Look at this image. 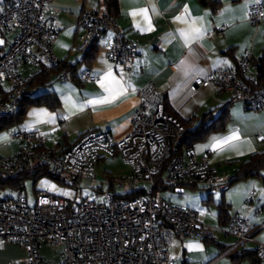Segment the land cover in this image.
<instances>
[{"label":"crops","instance_id":"0c3cea01","mask_svg":"<svg viewBox=\"0 0 264 264\" xmlns=\"http://www.w3.org/2000/svg\"><path fill=\"white\" fill-rule=\"evenodd\" d=\"M7 1L0 0V8ZM218 1L219 6L213 11L199 0H118L119 14L113 28L96 38L95 58L86 63L81 61L84 49L78 48L83 34L79 17L85 10L96 9L98 0H50L45 22L57 28L51 41L53 53L75 63L76 73L89 70L98 78L80 82L53 73L50 83L36 91L53 90L59 105L29 106L20 129L40 132L45 147L60 151L91 129L107 131L114 140L121 139L132 128L133 113L146 88L152 90L148 94L151 104L158 100L163 103L166 97L171 110L182 119L193 116L194 125L207 111L216 116L224 104L228 107L224 126L192 147L196 155H208L209 164L217 173L232 177L252 153L264 151V106L248 108L240 101H230L228 92L215 87L199 86L194 92L180 88L189 74L205 77L218 68L233 67L247 52L257 58L264 50V20L251 23L247 18L249 3L259 0ZM143 10H147V18ZM116 31L137 45V56L128 68L113 66L108 56ZM11 32L4 36L3 48L9 35H14ZM251 67L253 71V64ZM39 68L24 64L20 72L26 75ZM17 144L13 133L0 132V154L15 153ZM123 173L127 177L130 168ZM119 187L112 185L108 189L115 193L128 190L117 192ZM185 187L180 191L165 187L179 196L185 192L184 201L181 197L163 198L195 209L199 220L213 227L215 237L205 240L175 228L167 229L164 241L175 264H254V249L258 241L264 240V179L238 178L229 182L224 191ZM236 212L254 227L253 238L243 244L224 230Z\"/></svg>","mask_w":264,"mask_h":264},{"label":"built area","instance_id":"2783aa9c","mask_svg":"<svg viewBox=\"0 0 264 264\" xmlns=\"http://www.w3.org/2000/svg\"><path fill=\"white\" fill-rule=\"evenodd\" d=\"M50 0H8L0 8V83L9 90L10 99L0 103V114L11 112L24 88L29 74L22 75V65H53L60 61L51 49L57 28L45 22V10ZM251 23L264 20V0L253 1L247 7ZM83 34L78 48L88 47L94 38L113 28L93 10L79 17ZM14 31L6 43L4 36ZM113 66L128 68L137 56V45L125 40L116 31L108 46ZM251 53L239 60L240 73L234 67H221L203 77L189 74L180 83L182 90L194 92L199 86L222 88L230 101H240L251 109L264 106V89L249 92L241 74L252 77ZM70 69L64 66L61 77L68 79ZM83 81L96 80L89 70L79 73ZM149 92L142 91L141 100L132 116V128L121 139L114 140L103 130H87L63 151L48 150L38 145L44 141L36 130L13 133L18 149L10 155H0V172L17 173L29 160L43 161L49 174L65 173L73 177L95 178L94 167L102 154L118 153L130 167L126 181L116 179L114 186L128 185L138 194L122 197L110 189L95 193L92 198L71 207L64 199L48 192H39L33 204L19 190L16 195L0 196V240L21 244L26 252L23 264H175L169 255L164 234L175 228L184 234L202 239L215 237L212 226L201 222L191 207H182L161 196L158 185L176 191L185 186H203L224 191L229 176L219 174L209 164L208 155H196L193 147L171 155L185 126L164 110L163 103L151 104ZM124 191V192H126ZM238 244L251 240L254 227L248 219L234 213L224 229ZM61 247L58 259L47 260L43 246ZM257 262L264 264V240L255 247Z\"/></svg>","mask_w":264,"mask_h":264},{"label":"trees","instance_id":"16d2710c","mask_svg":"<svg viewBox=\"0 0 264 264\" xmlns=\"http://www.w3.org/2000/svg\"><path fill=\"white\" fill-rule=\"evenodd\" d=\"M199 1L203 5L209 6L213 11H215L219 6L218 0ZM97 4V8L93 11L105 17L107 20L114 21L115 17L118 16V0H98ZM95 40L96 38H94L88 47L84 49L81 61L91 63L94 60L96 54V49L94 46ZM251 64H253L252 77L247 76L246 74H241L240 76L247 86L248 91L254 93L257 90L264 89V50H262V53L259 57L251 59ZM64 66L68 67L71 71L69 78H76L80 82H85L79 78V73H76L75 63L71 64L63 59H60L58 63L53 65H41L38 71L30 73L29 78L24 82V88L21 90L18 98L16 99L14 109L11 112L0 114V130L6 127H13V133L17 130H21L20 125L24 119L28 107L31 105H45L49 108H56L59 105V98L53 90H45L38 93L36 90L40 86H47L50 83V77L53 73L59 74V77H61V70ZM233 67L238 73H240V66L238 63H236ZM217 90L224 91L220 87H218ZM10 97L11 95L9 90L0 83V103L8 101ZM163 105L164 110L167 113L176 117L185 126V132L181 135L180 141L177 145L172 147L170 151L171 155L182 153L185 149L191 148L196 142L204 139L210 132L214 131L215 129L217 130L222 128L228 117L227 105L221 104V111L216 116H211L212 111H207L203 113L202 116H200L199 122L194 125V117L191 116L189 118L182 119L176 115L175 112L171 110L166 97L163 98ZM208 118L210 119L209 121H207ZM71 144L72 143H70L66 148H68ZM38 146L52 150V148L45 147L43 143ZM65 149L60 150V152ZM40 173L49 174L47 163L43 161L31 162L29 160L17 173L9 174L0 172V187H4L6 185H14L18 187L21 184L20 178L24 177L25 175L37 176ZM250 176H260L262 179H264V151L252 153L247 160L241 163L234 175L229 177L228 183L238 178H247ZM54 177L61 178L60 175H56ZM73 178L75 179L76 177ZM114 180H112V182ZM112 182L110 181L109 187L112 186ZM165 187L167 188L168 186L161 184L156 188L162 189ZM116 194L129 198L137 195L138 193L130 190ZM254 256L255 264L257 262L255 249Z\"/></svg>","mask_w":264,"mask_h":264},{"label":"rangeland","instance_id":"374dc122","mask_svg":"<svg viewBox=\"0 0 264 264\" xmlns=\"http://www.w3.org/2000/svg\"><path fill=\"white\" fill-rule=\"evenodd\" d=\"M11 33H14V31ZM11 37L12 34L9 35V38ZM0 132L6 135L9 132L12 134L13 127L3 128L0 130ZM0 149H2V147H0ZM129 168L130 167L123 161L120 154H107L105 158L99 159V161L96 163L94 167V179L85 176L76 177L74 179L65 173L60 175L61 178L54 177L48 173H40L37 176L25 175L24 177L20 178L21 184L18 187L14 185L0 187V196L7 197L16 195L20 190L26 197L28 203L33 204L39 192H48L61 197L71 207H73L84 199L92 198L95 193H98L99 191L101 192V190H107L109 188L110 180L112 182L114 179L121 178L122 180L126 181V175H124L123 172ZM127 188L128 185L125 184L124 187L116 188V191H123ZM185 188L191 189L190 187ZM194 189L195 188L192 190ZM160 192L162 197H167V199L169 197H172L173 199L176 197H181L180 199L184 201L187 198L185 192L181 196L174 194L173 191L166 188L160 189ZM60 250L61 247L52 249L44 245L42 247L41 253L45 259L54 260ZM25 256V249L18 242L8 239L0 240V264H23V259Z\"/></svg>","mask_w":264,"mask_h":264},{"label":"snow or ice","instance_id":"6c2138e0","mask_svg":"<svg viewBox=\"0 0 264 264\" xmlns=\"http://www.w3.org/2000/svg\"><path fill=\"white\" fill-rule=\"evenodd\" d=\"M137 14V13H134ZM143 14L145 15V18H147V10H143ZM92 103H96V101H92Z\"/></svg>","mask_w":264,"mask_h":264}]
</instances>
